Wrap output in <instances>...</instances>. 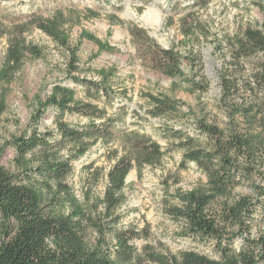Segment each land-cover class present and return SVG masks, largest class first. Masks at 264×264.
I'll return each mask as SVG.
<instances>
[{"label": "trees", "instance_id": "obj_1", "mask_svg": "<svg viewBox=\"0 0 264 264\" xmlns=\"http://www.w3.org/2000/svg\"><path fill=\"white\" fill-rule=\"evenodd\" d=\"M210 2L193 0L191 6L206 9ZM250 4L259 8L262 19H241L215 42L220 67L213 106L202 97L211 88V79L203 71L198 73L200 81L191 80L182 67L184 57L174 46H162L137 24L128 27L143 65L169 77L187 78L198 92L199 113L193 119L198 133L175 131L173 148L182 152L181 167L195 162L207 181L180 191L181 203L177 199L163 206L179 222L181 236L211 242L215 255L194 249L174 252L162 241L138 248L136 241L150 235L132 222L124 224L127 177L136 169L141 177L142 167L161 164L167 151L149 133L120 128L122 117L108 115L107 109L91 101L78 100L74 88L57 84L39 102L42 116L31 135L10 141L16 150L11 167L0 160V264H264V0ZM59 16L52 21L37 19L35 24L66 46L63 24L54 19ZM188 17L180 18V28L186 38L193 39L205 27L189 22ZM168 23H174V16ZM84 36L102 50H114L90 33ZM18 45L17 50L8 49L0 84L22 66L24 52L41 56L36 46L22 39ZM103 75L108 83L116 71L104 69ZM79 78L73 80L79 83ZM147 96L152 117L182 111L181 102L172 97ZM50 106L59 112L58 137L36 131ZM66 113L90 119L72 126L64 120ZM99 142H112L115 153L125 147L128 152L116 158L103 196L82 201L69 183L73 162ZM3 149L0 146V159Z\"/></svg>", "mask_w": 264, "mask_h": 264}, {"label": "rangeland", "instance_id": "obj_2", "mask_svg": "<svg viewBox=\"0 0 264 264\" xmlns=\"http://www.w3.org/2000/svg\"><path fill=\"white\" fill-rule=\"evenodd\" d=\"M250 1L211 0L206 9H199L191 6L193 0H0V68L5 65L8 49L17 50L21 39L41 51V56L24 52L22 66L0 84V94H3L0 146H4L1 163L11 167L16 150L10 141L15 136H29L35 130L36 119L42 116V110L38 111L39 102L47 99L53 86H70L76 90L78 100L91 101L107 109L108 115L122 117L120 128L147 132L167 151L161 164L144 165L141 177L137 176V169L127 177L128 200L122 209L126 213L124 224L132 222L145 236L150 235L136 241L138 248L162 241L174 252L194 249L214 256L211 242L206 244L181 236L179 222L170 218L163 206L177 199L180 202V191L207 181L205 172L195 162L190 161L186 169L181 167L182 152L173 148L177 141L175 131L194 136L198 133L193 122L194 113H199L198 92H194L187 78L169 77L143 65L131 43L128 27L137 24L146 28L162 46H174L184 57L182 67L191 80L200 81L198 73L203 71L211 79V88L202 97L213 106L219 93L217 71L220 67L215 42L218 36L233 31L241 19H262L259 8ZM149 13L162 19L156 33L142 20ZM131 14L135 17H128ZM53 16H59L54 19L63 24L66 46L35 24L37 19L52 21ZM170 16H174L173 24L168 23ZM182 16H190L189 22L205 27L198 37L188 39L183 35ZM84 33L94 35L114 50H102ZM73 65L77 72L72 71ZM111 68L116 76L107 83L103 79L104 69L109 72ZM75 76L80 77L79 83L73 80ZM149 93L180 101L182 111L152 117L148 113ZM58 114L55 106L48 107L36 131L41 135L51 132L58 137ZM89 119L79 113L64 115V120L72 126L84 125ZM111 145L112 142H99L73 162L75 170L69 183L80 200L92 195L103 196L116 158L128 152L125 147L115 153Z\"/></svg>", "mask_w": 264, "mask_h": 264}, {"label": "bare ground", "instance_id": "obj_3", "mask_svg": "<svg viewBox=\"0 0 264 264\" xmlns=\"http://www.w3.org/2000/svg\"><path fill=\"white\" fill-rule=\"evenodd\" d=\"M128 16V15H126ZM128 17H135V14H131V16ZM142 20L144 21V24L152 29L154 31V33H156L158 31V28L160 27L161 23H162V19L160 16L158 15H153V14H146L143 15Z\"/></svg>", "mask_w": 264, "mask_h": 264}]
</instances>
